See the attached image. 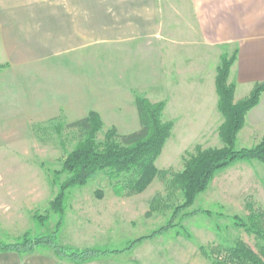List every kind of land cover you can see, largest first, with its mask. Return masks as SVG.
<instances>
[{"label": "crops", "instance_id": "obj_1", "mask_svg": "<svg viewBox=\"0 0 264 264\" xmlns=\"http://www.w3.org/2000/svg\"><path fill=\"white\" fill-rule=\"evenodd\" d=\"M226 47L237 54L229 75L237 102L264 82V0H0V86L15 91L1 100L23 106L25 86L28 106L42 116L76 121L95 111L106 123L100 102L110 90L121 134L140 128L138 96L164 102L163 120L173 128L156 166L171 169L176 159L180 171L193 150L225 145L216 76ZM263 129L264 91L237 140H258L255 146ZM247 197L264 209L263 162L239 160L215 173L212 199L243 206ZM9 212L1 225L11 224ZM156 239L86 264H168L173 247ZM0 264L77 263L42 245L30 253L0 250Z\"/></svg>", "mask_w": 264, "mask_h": 264}, {"label": "rangeland", "instance_id": "obj_2", "mask_svg": "<svg viewBox=\"0 0 264 264\" xmlns=\"http://www.w3.org/2000/svg\"><path fill=\"white\" fill-rule=\"evenodd\" d=\"M221 52V63L225 56L231 58L235 53H231L232 50L227 47ZM95 72L92 71L93 74ZM4 80V76H0L1 84ZM24 87L23 106L12 107L1 99L9 98L15 91H4V87L0 86V225L8 222V219H2L3 210L12 213L11 224L0 226V237L11 235L9 240L20 229L22 236L29 232L30 237L47 235L57 229L60 216L51 208L50 202L60 190L61 183L69 177L68 173L59 172L64 158L83 138L78 128L69 126L73 120L66 114L42 116L38 107L28 106L29 92ZM113 93L107 90L105 95L104 92L102 94L100 103L107 122L103 123L97 134L98 142H103L106 132L116 124L117 110L115 106L111 107ZM260 136L258 132L257 139ZM254 141H244L239 137L236 147L249 148L256 143ZM196 152L193 150L190 154ZM172 163L168 176H157L143 192L137 194L117 195L114 190L116 180L105 171L94 174L85 185L68 188L58 242L77 249L96 247L130 250L136 244L130 247L132 241L148 236L172 222L174 225L169 230L151 237L157 238L156 242L171 243L173 249L167 257L168 264H212L202 254L201 246L208 249L217 244L230 246L237 239H242L255 252H259L262 242L235 225L234 220V216L239 215L247 221L249 211L245 204L248 201L259 208L249 197L243 206L223 200L219 202L211 198L210 183L208 190L200 193L193 205L172 219L175 208L184 202L183 192L169 184L172 174L179 171L181 164L176 159ZM159 165L162 167L163 163ZM84 205L92 208V212L85 209ZM98 210L102 213H97ZM35 214L47 215L49 218L41 222L34 217ZM16 221L17 224L14 223ZM17 239L5 243H14Z\"/></svg>", "mask_w": 264, "mask_h": 264}, {"label": "trees", "instance_id": "obj_3", "mask_svg": "<svg viewBox=\"0 0 264 264\" xmlns=\"http://www.w3.org/2000/svg\"><path fill=\"white\" fill-rule=\"evenodd\" d=\"M236 55L235 52L231 58L225 56L222 59L216 76L219 109L225 117L220 128V135L225 145L220 148H198L195 154H187L184 158V169L172 174L169 184L172 187H178L184 195V202L175 208L172 219H176L182 211L193 205L197 196L208 189L217 171L239 160L256 159L264 163V137L253 147L241 149L236 147L237 135L245 124L246 115L259 103L264 91V82H259L248 97L235 102L236 85L229 82V75ZM2 67L0 65V69ZM136 105L139 111L140 128L131 133L121 134L113 126L106 132L103 142L97 140V134L104 125L97 112L90 111L87 116L69 124L70 127L78 128L83 138L64 158L59 172L68 173L69 177L61 183L60 190L50 202L51 208L60 216L57 229L50 234L38 237H30V233L26 232L14 243L0 241V250L28 253L39 246L46 245L53 248L60 257L80 264L128 249L107 250L96 247L77 249L60 244L58 231L64 220V200L67 189L85 185L97 172L105 171L116 180L114 190L119 196L141 193L157 176L169 175V170H161L156 166V159L162 153L173 128V122L163 120L165 103L151 102L147 98L138 96ZM99 193L102 196L101 190ZM246 207L249 211L247 221L235 215V225L244 228L262 242L259 252H255L242 239H237L230 246L217 244L210 246L209 249L201 246L202 254L210 259L212 264H264V209L256 208L252 202H247ZM34 217L41 222L49 218L41 214H35ZM173 225L169 222L148 236L132 241L130 247L142 239L151 238L169 230Z\"/></svg>", "mask_w": 264, "mask_h": 264}]
</instances>
